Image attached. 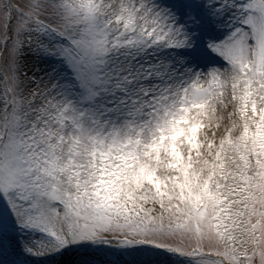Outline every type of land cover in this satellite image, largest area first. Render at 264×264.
I'll return each instance as SVG.
<instances>
[{
  "label": "snow or ice",
  "instance_id": "obj_1",
  "mask_svg": "<svg viewBox=\"0 0 264 264\" xmlns=\"http://www.w3.org/2000/svg\"><path fill=\"white\" fill-rule=\"evenodd\" d=\"M0 264H264V0H0Z\"/></svg>",
  "mask_w": 264,
  "mask_h": 264
}]
</instances>
